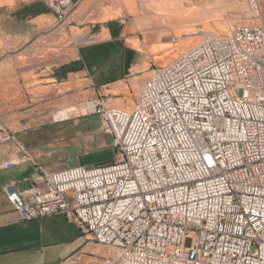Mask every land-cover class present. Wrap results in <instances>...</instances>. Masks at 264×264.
I'll return each instance as SVG.
<instances>
[{
	"label": "built area",
	"instance_id": "built-area-1",
	"mask_svg": "<svg viewBox=\"0 0 264 264\" xmlns=\"http://www.w3.org/2000/svg\"><path fill=\"white\" fill-rule=\"evenodd\" d=\"M248 1V21L152 67L132 108L91 102L115 159L6 187L22 219L62 213L108 248L67 264H264V13ZM46 2L68 26L71 0ZM0 132L18 148L0 168L33 159L1 115Z\"/></svg>",
	"mask_w": 264,
	"mask_h": 264
},
{
	"label": "crops",
	"instance_id": "crops-1",
	"mask_svg": "<svg viewBox=\"0 0 264 264\" xmlns=\"http://www.w3.org/2000/svg\"><path fill=\"white\" fill-rule=\"evenodd\" d=\"M71 2L70 24L64 27L56 26V14L46 0H0V115L18 131L33 158L0 168V264H67L76 250L88 253L85 246L96 243L81 235L78 224L62 213L22 219L6 187L26 189L41 181L43 172L104 163L93 155L114 148L113 136L101 130L91 102L102 98L109 105L132 108L150 66L164 65L185 50L174 47V34L192 29L224 33L248 21L243 17L247 5L238 9L234 0ZM188 11V18H173L172 13ZM72 50L78 60L70 70ZM133 79H138L135 90L129 84ZM41 97L53 99L46 112L69 113L58 118L54 136L42 140L30 136L34 124L25 118V112L39 111L34 102ZM28 98L32 108L26 111L21 106ZM17 154L15 141L5 140L0 132V164ZM81 236L86 244L78 249Z\"/></svg>",
	"mask_w": 264,
	"mask_h": 264
},
{
	"label": "rangeland",
	"instance_id": "rangeland-1",
	"mask_svg": "<svg viewBox=\"0 0 264 264\" xmlns=\"http://www.w3.org/2000/svg\"><path fill=\"white\" fill-rule=\"evenodd\" d=\"M244 4L247 5V14L249 13L250 11V4H249V1L248 0H234L233 2V5L240 9L241 7L244 6ZM262 10H263V13H264V0H262ZM232 13V12H231ZM233 15H235V13H232ZM247 14L243 17H245L244 19H247ZM173 15V18H188V16L190 15V11L188 12H182V14H178V13H172ZM179 15V16H178ZM229 15H231L229 13ZM237 15V14H236ZM233 17V16H231ZM243 22V21H241ZM240 23V22H239ZM193 30V29H192ZM192 30L188 31H184L183 33H178V34H174V47H181V46H184L185 50H187L189 47L193 46V44H195L202 36L203 34H205V32L203 31H200V32H196V30H194V32H192ZM231 31V30H230ZM230 31L228 32H224V33H214V34H227L229 33ZM196 36H199L196 41H194L191 45L190 43L192 42V40H194V38ZM188 43H189V46H188ZM183 49V50H184ZM184 50V51H185ZM75 50H72L70 51V61L68 62V67H70V70L72 69V65H73V60H78L75 58V55L76 53L73 54ZM75 66V65H74ZM154 66H157V65H151L149 70L154 67ZM160 66V65H158ZM137 81L138 79H133L130 81V85H131V89L132 90H135L137 87H136V84H137ZM143 86V85H142ZM142 88V87H141ZM139 95V94H138ZM29 102H26L24 106H21L24 107V109L27 111L28 109L32 108V98H28ZM53 99H49L47 97H41L39 99H36V102H34L39 111L36 112V113H33V112H25L26 114V120L31 123V124H34V128H30L28 129L29 131V134L30 136H37L40 138V140L44 139V137H48V136H54L55 132H56V128L61 124V121H57L58 118H60V115L61 116H66L68 115L69 113L66 111V112H63V113H60V114H57L56 113V109L53 110V111H49V112H46V110L48 109L49 107V103L50 101H52ZM84 107V106H83ZM84 109V108H83ZM30 111V110H29ZM71 114V113H70ZM39 117V122H36V118ZM54 118V119H53ZM32 120H35L34 122ZM51 120H53V122H51ZM8 122V121H7ZM9 123V122H8ZM10 124V123H9ZM11 125V124H10ZM12 126V125H11ZM16 130V129H15ZM17 134H18V131L16 130ZM19 136V135H18ZM20 138V136H19ZM21 139V138H20ZM22 140V139H21ZM23 141V140H22ZM24 142V141H23ZM25 143V142H24ZM26 144V143H25ZM27 146V145H26ZM28 147V146H27ZM116 157V150L114 148H106V149H103L102 151L96 153L93 155V158H96L98 161H103V162H109V161H112L113 159H115ZM77 224V223H76ZM81 229V228H80ZM81 235L83 236V234L81 233ZM80 237V239L77 241L76 245H77V248L80 249V247L82 246H85V237ZM85 250L88 251V253H90L93 257H97V258H102L104 257L107 253H108V248L103 246V245H100V244H96V245H86L85 246ZM77 252V250H76ZM75 252V253H76ZM74 253V254H75ZM73 255V254H72ZM71 255V256H72ZM70 257V256H69ZM68 257V258H69ZM67 258V259H68ZM66 259V260H67Z\"/></svg>",
	"mask_w": 264,
	"mask_h": 264
}]
</instances>
